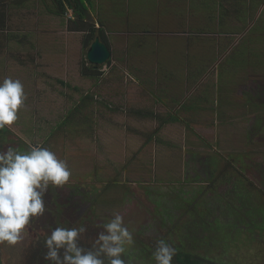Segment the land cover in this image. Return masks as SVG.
Here are the masks:
<instances>
[{
    "label": "rangeland",
    "instance_id": "rangeland-1",
    "mask_svg": "<svg viewBox=\"0 0 264 264\" xmlns=\"http://www.w3.org/2000/svg\"><path fill=\"white\" fill-rule=\"evenodd\" d=\"M242 4H250L252 15L243 25L229 18L223 31L236 35L216 40L207 31L218 28V5L190 8L188 0H93L89 13L104 23L113 51L112 59L99 67L98 78L81 74V66L88 65L87 45L83 32L68 28L70 10L58 17L48 10H54L50 0L8 5L9 23H16L18 41L23 42H18L16 91L7 87V93L0 92V119L12 131L0 137V173L9 178L0 192V264H177L172 251L179 244V250L219 264H264V192L246 188L245 193L251 185L244 179L240 183L239 171L233 168L230 174L217 171L222 157L239 165L236 155L243 148L256 165L264 166L262 156L253 155L264 153V137L259 135L263 142H256L263 125L247 134L254 122L263 119L264 124V84H258L264 83V0ZM127 6L137 14L128 18ZM127 20L139 23L128 29ZM157 22L159 29L151 28ZM231 24L236 29H229ZM138 31L146 32L137 35ZM156 42L159 68H179L183 63L179 70L184 69L185 58L196 66L207 61L211 82L224 88L219 95L230 107V117L221 112L211 135L221 153L208 146L213 159L186 157L191 167L197 160L209 164V176L191 168L178 172L173 155L153 158L142 148L121 150V139H113V134L124 126L101 121L106 112L101 115L96 108L93 87L115 85L110 82L125 76V70L154 67L157 63L150 61L157 55ZM127 52L141 55V61L127 60ZM226 86L231 94L224 93ZM107 87L98 88L96 97L102 100ZM85 94L91 99L84 107ZM240 115L245 117L238 123L235 118ZM211 136L207 135L215 143ZM168 165L171 170H165ZM199 179L212 182L200 190L180 187L181 182ZM227 223L228 228L239 226L233 237L212 235Z\"/></svg>",
    "mask_w": 264,
    "mask_h": 264
},
{
    "label": "crops",
    "instance_id": "crops-1",
    "mask_svg": "<svg viewBox=\"0 0 264 264\" xmlns=\"http://www.w3.org/2000/svg\"><path fill=\"white\" fill-rule=\"evenodd\" d=\"M8 5H13L16 8L18 1L0 0V92L5 93L8 92L7 87H14L13 91H16L15 89L18 84V70L16 68L18 67V59H16L18 57V42H23L18 41V28L16 23L15 27L9 23ZM97 10V14H99L101 5H98ZM125 10L129 15L137 14L132 13L133 11L130 6H127ZM189 11L187 12L190 13L191 11ZM110 16H113V14L110 13ZM131 23L135 25L139 23V20L131 21ZM96 26H98V23H96ZM160 26V23L157 22L151 28L154 27L157 30ZM129 27L128 29H130ZM142 28L146 27L143 25ZM40 29L42 28H37V30ZM144 32L138 31L137 35L139 33L145 34ZM151 33H155L158 36L165 34L164 32L161 34L154 31ZM155 45L157 49L158 42L154 43ZM38 46L39 42L37 43V48ZM7 54L14 55V58L12 56L8 57ZM132 55L137 54L127 52V60L131 57L130 60L132 61H141L140 55ZM159 57V54H157L155 55V59L150 61L157 63L152 68L149 67L145 70L137 68H134L135 70L131 69V71L125 70V76H118L119 79L117 78L116 81L110 82V84L114 83L115 85H110L109 87L101 85L99 87H93L95 92L94 97L95 102H97L96 108L100 107V114L103 115L102 112H106L104 115L105 118H101L102 122L108 120L109 124L116 123L124 126L115 130L114 134L112 133L113 139L117 136L121 139L117 143L121 150H138L142 148L146 153L145 156H153V158L159 156L165 158L166 155H173L178 160L177 169L179 172L181 170L183 171L184 165L187 163L186 157H205L208 153L206 150L208 144L204 141V137L201 138L199 136V132L212 135L219 123L220 113L226 112L224 117H230V107L221 102L222 98L220 99L219 94L221 89L224 88L215 86V82H211L210 72H207L208 74L200 72L193 75L189 73L190 71L185 66L184 69L179 70L183 63L179 68L173 65H171L172 67L164 69L159 68ZM9 68H11L10 75L8 73ZM143 71L144 73L140 74ZM114 75L115 73L110 74V76ZM119 81L122 83H119ZM104 87H107V90L101 92V95L105 101L102 98L100 100V97H96V90L98 88L104 89ZM224 93H232V90H229V86H226ZM86 95L81 99L84 107L89 103L86 99L88 95ZM85 96L86 98H84ZM244 117L245 115H240L235 119L238 123H241V119ZM101 121L98 120V123ZM133 123L138 124V127ZM228 123L230 124V122ZM128 126H130V129H128ZM132 134L138 137L132 138ZM137 138L146 141L145 144L140 145L137 142L134 144V140ZM214 142L216 143L217 140L214 139ZM210 143L213 142L210 141ZM164 168L165 166L163 170ZM168 169L171 170L169 165L165 170Z\"/></svg>",
    "mask_w": 264,
    "mask_h": 264
},
{
    "label": "flooded vegetation",
    "instance_id": "flooded-vegetation-1",
    "mask_svg": "<svg viewBox=\"0 0 264 264\" xmlns=\"http://www.w3.org/2000/svg\"><path fill=\"white\" fill-rule=\"evenodd\" d=\"M203 1L204 0H188V4H189V7L191 8V7H197V8H200V7H207L208 5L206 4H203ZM243 9L244 8H242L241 10H240V14H238L237 16L238 17H240V18H242L243 17V19H245V15H246V13L243 11ZM189 11V10H188ZM190 12V11H189ZM126 15H127V17L129 18V13L126 11ZM225 16H224V18L226 19L223 23H220V22H218V28H217V30H213V31H207V36H211L212 38H216V40H220V39H222V37L221 36H232L233 34L234 35H236V33L237 32H235V31H232V30H229V31H223V28L225 27V28H228L229 26H226L227 24L229 25V18H231V16L229 15V14H224ZM235 18H233V20H234ZM102 21V20H101ZM126 21V20H125ZM244 20H241V19H238V23L239 24H241V25H243L244 24ZM96 23H98V22H96ZM96 23H95V26H96ZM131 22H130V20H127V25H128V27L131 25L130 24ZM237 23V22H236ZM237 23V24H238ZM232 25V24H231ZM233 26V25H232ZM97 28L99 27V23H98V26H96ZM103 30L105 29L104 28V24L102 25V27H101ZM229 29H236V27H234L233 26V28H229ZM228 30V29H227ZM105 31V30H104ZM146 32V31H145ZM213 34H217L216 35V37H214L213 36ZM106 35V34H105ZM108 39V38H107ZM109 42V41H108ZM128 45H129V47H130V43H128ZM128 45H127V48H128ZM109 47L111 48V46L109 45ZM154 48H155V53H157V54H159V50L158 49H156V46H154ZM112 49V48H111ZM138 50H141V45L139 46V49ZM112 55H113V51H112ZM141 56V55H140ZM112 58V57H111ZM186 60V62L184 61V66H185V68L186 69H188L190 72L189 73H191V74H198V73H209L210 72V70H209V68L207 67V64H206V62L207 61H205V64H203V65H198V66H196L195 64H192L191 62H190V60H189V58H185ZM111 60V59H110ZM170 69V68H169ZM207 73V74H208ZM87 77H89V76H87ZM91 78V77H90ZM258 84L259 85H263L264 83H262L261 82V80H259V82H258ZM242 107V109H244L243 108V106H241ZM245 107H246V109L248 108V105L245 103ZM245 110V109H244ZM243 117V116H242ZM263 120V119H262ZM262 120L261 121H258V122H254L251 126H250V128H249V131L247 132V134H248V136H250L249 134L250 133H253V132H255L256 131V129L258 128L257 127V125L258 126H260V125H263V127H262V131L260 132V133H258L256 136H257V140H256V142H263V141H261L260 140V138H259V135L261 136H263L264 137V124L262 123ZM55 129H56V127H53L51 130H50V132H49V134L50 133H53L54 131H55ZM12 131L3 123V121L1 120V122H0V137L2 136V135H9L10 133H11ZM209 133H200L199 132V136L201 137V138H205L204 139V141L206 142V144H208L207 146H209V147H211V148H213V150L215 151H217V145H216V143H210V141H211V139L210 138H208L207 137V135H208ZM213 134V133H212ZM246 134V133H245ZM210 135V134H209ZM252 135V134H251ZM211 136V135H210ZM48 137H49V135H48ZM212 137V136H211ZM212 139H216L215 137H212ZM217 140V139H216ZM255 140V139H254ZM24 141V140H23ZM255 142V141H254ZM26 144V143H25ZM213 144H215L214 146H212ZM37 151V150H36ZM217 152H220V151H217ZM221 153V152H220ZM261 155L262 157H261V159H263L264 160V153H262V152H259V153H254L253 155L254 156H256V155ZM209 154H206L205 156H208ZM221 155V154H220ZM251 154H250V152L247 150V149H245V148H243L242 149V152H241V154L240 155H236V157H239V160H241V163L239 164V165H236V162H234V163H231L230 161H229V158H227L226 159V157H222V158H220V160L218 161V163L222 160V163H224V165H222V163H220V164H218V166H220V169H217V171H218V173L220 174V172L221 173H224V174H227V173H229L230 174V172L233 170V169H235V170H237V171H239V173H238V175H239V177H240V180H239V182L241 183V180L242 179H244L245 181H247L250 185H251V187H245L244 188V190L243 191H245L246 190V188H250V189H252V188H254V189H256L258 192H264V166H261L259 163L256 165L254 162H253V156L251 157L250 156ZM210 156V155H209ZM212 156V155H211ZM210 156V157H211ZM222 156V155H221ZM249 156V157H248ZM248 157V158H247ZM1 158H3V157H1L0 156V159ZM212 158V157H211ZM247 158V159H246ZM210 159V158H209ZM213 159V158H212ZM209 161V160H208ZM229 163V164H228ZM222 165V166H221ZM260 165V166H259ZM206 166H208L209 167V164L208 165H206V164H204V165H202V162H200L199 160H197V161H194V162H192V167H191V165L190 164H188V162L186 163V165H184V168H183V170H186L187 168L189 169V168H191L192 169V171L194 172V173H198V172H201V173H204V172H207V174H208V176L210 175V172L209 171H207L208 170V167L206 168ZM242 167H244L245 169L243 170L242 169ZM246 167H247V169H246ZM252 167V168H251ZM205 168H206V170H205ZM217 168V167H216ZM233 168V169H232ZM214 169V167H212V170ZM253 172H251L250 170ZM64 170H66V168H64ZM211 170V171H212ZM250 171V172H249ZM187 174V173H186ZM8 181H9V178L8 177H6V176H2V174L0 173V192L2 191V194H3V192H4V190L6 189V185H7V183H8ZM186 182V181H185ZM182 183L181 182V184H180V187H181V189L185 186V185H192V187L194 188V190H197V189H199L200 190V187H203L204 185H205V183L207 184V183H211L212 181H204V180H197V181H195L194 183H191V184H189V183ZM208 193V192H207ZM245 193H246V191H245ZM179 200V199H178ZM246 211V210H245ZM247 211H253V208H248L247 209ZM238 216H240V214H237ZM245 216H246V214H245ZM227 225H228V223L226 224V225H219L218 226V228H215V229H221V230H218L216 233H214V234H212L214 237H233L234 236V234L238 231V229H237V227H239V226H237V225H234V226H230L231 228H233V230H229V228L227 227ZM220 243H223L222 242V240L220 241ZM180 248H181V244H179L178 245ZM179 248V249H180ZM177 247H175V249L172 251V257L175 259V261H176V257H175V255H176V253L177 252H186V253H188V254H190V256H191V259H193L194 257H197V258H199V259H197L195 262H196V264H219L220 262H216V261H214L213 259H210L209 257H207V256H205V257H203V256H200V255H198V254H194V253H192V252H190V251H183V250H179ZM176 263L177 264H182L181 262H178V261H176ZM253 263H256L255 261L253 262ZM258 263H261V262H258ZM221 264H223V263H221Z\"/></svg>",
    "mask_w": 264,
    "mask_h": 264
},
{
    "label": "trees",
    "instance_id": "trees-1",
    "mask_svg": "<svg viewBox=\"0 0 264 264\" xmlns=\"http://www.w3.org/2000/svg\"><path fill=\"white\" fill-rule=\"evenodd\" d=\"M50 3L54 10H50L49 8L48 10L53 12V14H55L58 17H63L68 10L71 11V18L68 19L69 22L68 28L69 30L72 31L83 32L85 34L83 39L84 44L88 46L89 42L92 40L95 34L98 33L101 39L109 46V42L107 36L105 35V31L101 28L104 23L101 20L94 21L89 13V6L93 4V0H50ZM203 4L205 5L212 4L213 6L214 5L219 6L220 11H217L219 13L218 15L219 20L217 21V24L218 22L223 23L226 20L224 18L225 16L224 14H229L232 19L235 18L237 20L238 19L244 20L243 17L240 18L237 16L238 14H240L239 12L242 8H244L243 11L246 13L245 18L251 16L253 13L250 8V4L244 5L242 4V0L241 1L240 0H204ZM223 7L224 10L222 11ZM96 22L99 23L98 28L95 26ZM81 74L92 78H98L100 72H99V68H94L89 65L83 64L81 66ZM86 96L84 98H86ZM86 99H89V96H87ZM62 122H66V121L63 120ZM61 124L62 123H60V125ZM175 257H176V261L181 262L182 264H196L195 261L199 259L197 257L191 259L190 254L186 252L185 253L177 252Z\"/></svg>",
    "mask_w": 264,
    "mask_h": 264
},
{
    "label": "water",
    "instance_id": "water-1",
    "mask_svg": "<svg viewBox=\"0 0 264 264\" xmlns=\"http://www.w3.org/2000/svg\"><path fill=\"white\" fill-rule=\"evenodd\" d=\"M111 57V48L101 39L100 35L96 33L85 51V60L88 65L94 68H99L106 64Z\"/></svg>",
    "mask_w": 264,
    "mask_h": 264
}]
</instances>
